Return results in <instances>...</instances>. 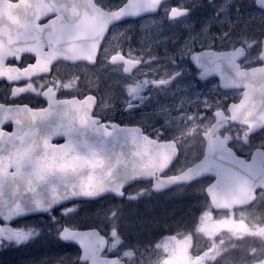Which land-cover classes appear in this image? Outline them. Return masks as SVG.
Masks as SVG:
<instances>
[{"label":"flooded vegetation","instance_id":"af4514ba","mask_svg":"<svg viewBox=\"0 0 264 264\" xmlns=\"http://www.w3.org/2000/svg\"><path fill=\"white\" fill-rule=\"evenodd\" d=\"M127 1L93 0L94 5L104 11H116ZM214 1L163 0L157 4L155 12L141 17H129L111 25L108 35L99 47L97 64L94 67L100 68L102 87L100 93L95 94L97 105L94 115L108 129L116 126L140 127L153 141L177 149L173 161L163 171L148 179L131 183L124 188L120 196H111L117 206V220L119 223L127 220L125 226L128 230V233L122 232L121 224H117L116 242L119 244H116V247L119 245L120 249L114 246L113 254L125 260L127 264H141V254L144 250L150 254V260L145 264H264V188H257L254 196H250V200L245 203L234 205L232 208H217L208 192V187L215 181L213 175L162 188L157 184L179 175L203 157L207 145L206 134L216 121L215 111L219 109L230 116L227 110L229 104L237 102L243 93V89L223 90L237 91L240 96L228 98L224 106L219 108L217 105H207L204 108L199 105V112L196 114V107L188 104L185 97L193 95L196 90L201 92L202 83L215 80L219 84V80H200V71L190 61L191 53L202 48L230 50L242 46L244 55L236 57L240 67L249 69L262 66L264 0H243L240 4L243 6L242 10H249L253 13L251 16L255 17H247L244 26L237 25L238 21L235 24L239 29L245 27L246 33L263 34L255 50L244 41L232 44L226 49L216 46L201 48L195 44L185 49L182 46L184 42L177 40L168 42L163 49H134L133 54L128 52L132 50V44L137 43L130 39H133L132 35L142 24L149 27L151 23H156V27L159 26L166 33L195 31L199 23L195 21L190 26L191 19H195L204 11L209 12L211 8L207 2L213 4ZM17 5L18 15L14 12L15 15L11 14L12 11L17 12ZM58 5L68 6L70 10L65 9L66 11L73 12L77 9L80 13L84 6L89 7L83 0H0V10L6 12V16L0 18L4 30L3 35L1 34L3 43L34 44L37 48L40 44H56L51 37L52 29L43 27L54 21L59 27L64 26V10L59 12L55 8ZM67 21L72 26L79 22L73 16ZM87 22L90 20L87 19ZM114 35H120V39H113ZM189 49L187 56L190 67L187 70L189 74L193 70L196 80L200 83L198 86H195V82L187 84L186 74H182L187 72L186 68L179 69L185 61L186 50ZM116 55L130 59L139 58L141 66L128 71L125 60H117ZM150 57L151 68L147 67V71H141L148 65ZM38 60L36 53L19 52L12 57L8 56L5 63H0V106L28 105L34 110H41L48 106L49 99L85 97V93H73L66 86L67 78L63 71L75 64L59 60L50 66L47 73L25 77L21 71L36 64ZM164 70L167 71L166 74ZM162 75L164 80L159 79ZM178 75L181 77L177 78ZM107 87L111 89L109 95L105 94L104 89ZM201 109H204V115ZM170 110L173 114L169 113ZM167 112L171 120L166 119ZM206 114L208 121H201ZM1 127L7 132L14 129L11 123H4ZM248 130L247 125L230 123L218 134L220 138L229 141V146L239 156L249 160L257 151L264 153V129L253 133ZM216 136L217 133L214 134V137ZM64 141L58 139L53 143L62 144ZM77 203L80 202L68 203L48 212L11 222L0 219V233L6 227L5 235L9 236L4 239L5 243L0 241V264H17L26 260L36 262L39 256L46 253L58 255L72 251L80 255L77 245L64 242L61 238V231L65 226L92 227L90 223L82 227L79 224H68L62 209ZM127 215L128 219L125 218ZM26 221H33L27 224V227L32 228L25 227ZM39 222H42L45 228L55 224L59 227L54 233H36L34 229H37V225L42 228ZM26 230L34 233L28 236ZM103 234L108 238L110 251L111 237L106 232Z\"/></svg>","mask_w":264,"mask_h":264},{"label":"water","instance_id":"95a60500","mask_svg":"<svg viewBox=\"0 0 264 264\" xmlns=\"http://www.w3.org/2000/svg\"><path fill=\"white\" fill-rule=\"evenodd\" d=\"M83 1L89 7L84 6L81 13L77 9L66 11L70 10L68 6L55 7L59 12L64 10V26L54 21L43 28L52 29L56 44H40L39 48L34 44H5L0 22V63L19 52L36 53V64L21 71L27 78L47 73L58 60L94 65L111 25L155 11L153 8L163 0H128L116 11L99 9L93 0ZM16 8L17 12L10 13L18 15V5ZM5 16L6 12L0 10V18ZM72 16L79 20L73 26L67 21ZM262 41L264 60V37ZM243 55L242 46L191 54L194 65L201 70L200 79L218 77L223 89L244 91L240 101L230 103V117L222 110L215 112L216 122L206 134L204 156L179 175L158 182V187L214 175L216 179L208 192L217 208L245 203L257 188H264V153L257 151L246 160L218 134L233 122L247 125L250 133L264 128V64L242 69L236 57ZM125 62L128 71L141 64L140 60ZM94 104L95 97L87 95L83 99H49V105L42 110L0 106V219L11 222L71 201L120 196L127 185L156 175L172 162L176 148L153 141L140 127L107 129L92 115ZM6 122L13 123L12 133L1 130ZM56 139L65 142L53 144ZM61 238L80 247V260L85 264H126L117 256L103 255L108 239L98 228L65 226Z\"/></svg>","mask_w":264,"mask_h":264},{"label":"rangeland","instance_id":"374dc122","mask_svg":"<svg viewBox=\"0 0 264 264\" xmlns=\"http://www.w3.org/2000/svg\"><path fill=\"white\" fill-rule=\"evenodd\" d=\"M242 2L243 0H215L213 4L207 2L211 10H209V12L204 11L195 19H191L190 26H192L195 21H198L199 23L195 31L166 33L159 26L156 27V23H151L149 27H147L146 24H142L132 35L133 39L130 40H134L137 43L132 44V50H128V52L133 54L134 49H140L143 51L163 49L166 48L168 42L177 40H182V42H184L182 43V46L185 47V49L191 44L199 45L201 48L206 46H216L219 49H226L232 44H239L244 41L253 48L252 50H255L257 44H259V38L263 34L260 32L246 33L244 31L245 27L240 29L237 27V25L240 27L244 26L246 24L247 17H255L251 16L253 13L249 12V10H242L243 6L240 5ZM236 21H238L237 25H235ZM113 39H120V35H114ZM139 42H147V44H139ZM189 51L190 49L186 50V54L184 55L185 61L179 68L181 70H184L185 68L187 70V68L190 67V61L187 56ZM150 60L151 57L148 59V65H145L146 68H143L141 71H147V67L149 69L151 68ZM166 72L167 71L164 70L165 74ZM63 73H66V86L71 92H83L85 94L100 93L102 87V74L100 68L80 63L68 67L66 71H63ZM183 73L186 74L185 82L187 84L191 82H195V86L200 84L196 80L193 70H191L190 74L188 73V70L187 72H182V74ZM179 77L181 76L178 75L177 78ZM159 79L164 80L163 75ZM202 84L203 87L201 92L196 90L193 95L185 97V101L188 104H193V106L196 107V114L199 112V105L202 106V108L207 105L211 107H215L213 105H217V108H219L220 106H224V103L228 100V98H237L240 96L237 91H223L219 87L218 82L215 80ZM104 90L106 95H109L111 92L110 87H107ZM201 110L203 113L204 109ZM169 113L173 114L171 110ZM169 113L167 112L166 114L167 120H171ZM195 120L199 119L195 118ZM201 121H208V115L206 114ZM62 211H64L70 226H75L76 224H79L80 226L88 225L90 222H97V224L103 229H108L109 236L111 237V247L109 248L110 252L115 251L114 246L116 249H120L119 245L116 247V244H119L118 241L116 242V234L118 233L117 206L115 205V200L112 197L105 196L91 203L72 204L71 206L63 208ZM124 213H126L125 210ZM125 218L128 219V216ZM30 222L33 221L25 222V227L27 229L32 228L27 227V224ZM39 223L42 228L40 229L37 225V229H34V232L42 233L44 235L51 232L54 233L59 227L58 224H55L51 227L45 228L42 222ZM5 231L6 227H4L3 231L0 233V241H3L4 243L6 242L4 239L9 237L5 235ZM34 232L26 230L28 236L32 235ZM125 252L126 250H124V253ZM78 258L79 254L72 251L58 255H55L54 253H46L39 256L38 261L36 262L26 260L25 262L19 261L17 264H77ZM141 258V264H145L149 262L150 254H147V251L144 250L141 254Z\"/></svg>","mask_w":264,"mask_h":264}]
</instances>
